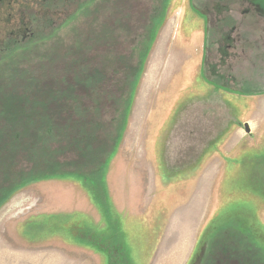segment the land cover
<instances>
[{
  "label": "rangeland",
  "instance_id": "1",
  "mask_svg": "<svg viewBox=\"0 0 264 264\" xmlns=\"http://www.w3.org/2000/svg\"><path fill=\"white\" fill-rule=\"evenodd\" d=\"M0 85V264H264V0H0Z\"/></svg>",
  "mask_w": 264,
  "mask_h": 264
},
{
  "label": "trees",
  "instance_id": "2",
  "mask_svg": "<svg viewBox=\"0 0 264 264\" xmlns=\"http://www.w3.org/2000/svg\"><path fill=\"white\" fill-rule=\"evenodd\" d=\"M6 79V78H5ZM4 79V80H5ZM1 85H5V84H2L1 83ZM1 85H0V89L1 88H3V87H1ZM14 92H12V93H9L13 98H14V100L16 101L15 103H19V104H22L23 105V107L25 108V109H27L28 110V107L29 106H31V105H37V106H39L40 108H41V112L42 111H47V110H49V108H50V106L51 105H53L52 103H51V99L50 100H48V99H43V97H41V99L40 98H38L37 96H35V93H28V92H24V93H17L15 90H13ZM53 93H55V92H53ZM65 95H66V97L68 98V96H67V93H65V89H62V90H60V92H57L54 96H52L53 98H55V101H56V99H58L59 98V100H61V98L63 99L62 100V104H57V106H58V109H59V111L63 108V107H65V105H66V107H67V105H68V101L69 100H71L72 98H68V100H67V98L65 97ZM51 97V98H52ZM14 100H11L10 102H14ZM9 102V101H8ZM9 102V103H10ZM50 105L49 107L47 106V105ZM54 106H56L55 104H54ZM30 111V110H29ZM43 115V113H40L39 114V116H42ZM51 117V116H50ZM66 117V116H65ZM72 117L73 116H70V117H68L67 118V120H66V123L67 124H69V123H71V126H70V128H71V132H75V130H80L81 132H82V130H83V128H86V126H88V123H86L85 122V120L86 119H84V117H81V118H79V119H72ZM54 118V117H53ZM63 118V117H62ZM49 119V122H51L52 123V126L55 128V126H54V124H53V121H52V119L51 118H48ZM47 119V120H48ZM37 120H40V121H43V118H39V119H37ZM32 121V119H30V118H28V120L27 121H25V123H24V125H23V127H25V126H31V125H33V124H30V122ZM39 121V122H40ZM65 121V120H64ZM37 125V124H36ZM57 126V125H56ZM67 126V125H66ZM85 126V127H84ZM38 125L37 126H32V129H34V130H36V133H37V130H38ZM77 128V129H76ZM82 128V129H81ZM50 130V132H49V134L50 135H52V136H57L59 133H65L66 135L67 134H70V131H69V128L68 127H66V128H64V130L62 131V130H60V127L58 128V129H54V130H52V128L51 129H49ZM86 131H83V136L81 135H79V136H76L75 137V139H73V143L75 144V143H79V144H83L85 147L84 148H87V146L90 144V143H88L90 140L89 139H91V138H89L88 136H90L91 135V132L92 131H89L88 133L86 132ZM31 134V133H30ZM27 135H28V133L26 134V132H25V135H24V137L25 138H28L27 137ZM70 137V136H69ZM78 137V138H77ZM51 138V137H50ZM66 142H68V143H71L72 142V140H70V141H67V139L65 140ZM64 146H65V144H63V148H64Z\"/></svg>",
  "mask_w": 264,
  "mask_h": 264
},
{
  "label": "flooded vegetation",
  "instance_id": "3",
  "mask_svg": "<svg viewBox=\"0 0 264 264\" xmlns=\"http://www.w3.org/2000/svg\"><path fill=\"white\" fill-rule=\"evenodd\" d=\"M250 11H255V12H257V8H255V10H253V9L251 8V6H247V7L244 9V12H245V13H248V14L252 15L253 13H251ZM260 16H261V14H260ZM31 18H32V17H31ZM54 23H55L54 20L51 21V22H49V26H48L47 28L52 27ZM19 27L22 28L20 25H19ZM24 30H25V31H29V29H28L27 27H26ZM32 34H33V33H31V35H32ZM26 35H27V32H26ZM33 35H34V34H33ZM226 37H227V36H226ZM223 39H224L223 41H225V37H224ZM233 40H234V39H233ZM231 48H232V44L230 43V41H229L228 43L225 42V44H224V46H223V53H224V55H225V51H226V53H227ZM229 55H230V54L228 53L226 57H228Z\"/></svg>",
  "mask_w": 264,
  "mask_h": 264
},
{
  "label": "water",
  "instance_id": "4",
  "mask_svg": "<svg viewBox=\"0 0 264 264\" xmlns=\"http://www.w3.org/2000/svg\"><path fill=\"white\" fill-rule=\"evenodd\" d=\"M245 128H246V130L248 131V129H247V125H245Z\"/></svg>",
  "mask_w": 264,
  "mask_h": 264
}]
</instances>
